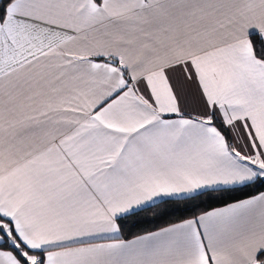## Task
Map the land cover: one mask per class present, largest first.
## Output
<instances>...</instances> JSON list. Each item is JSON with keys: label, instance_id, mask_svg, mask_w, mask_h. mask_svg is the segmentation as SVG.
I'll list each match as a JSON object with an SVG mask.
<instances>
[{"label": "snow or ice", "instance_id": "6c2138e0", "mask_svg": "<svg viewBox=\"0 0 264 264\" xmlns=\"http://www.w3.org/2000/svg\"><path fill=\"white\" fill-rule=\"evenodd\" d=\"M260 189L264 0H0V264H264Z\"/></svg>", "mask_w": 264, "mask_h": 264}, {"label": "trees", "instance_id": "16d2710c", "mask_svg": "<svg viewBox=\"0 0 264 264\" xmlns=\"http://www.w3.org/2000/svg\"><path fill=\"white\" fill-rule=\"evenodd\" d=\"M238 198L243 197L240 195ZM200 199L203 203H201L200 207L196 209H191L190 202L171 203L154 207L147 212H142L139 217H133L129 220L126 224V229L133 234L145 230H154L160 226L191 216L194 212L198 213L205 209L220 207L223 203L230 202L227 197H225L223 201H209L207 200V197H201ZM197 203H199V201H197ZM186 204H188L187 209ZM137 220L141 222L137 223Z\"/></svg>", "mask_w": 264, "mask_h": 264}]
</instances>
